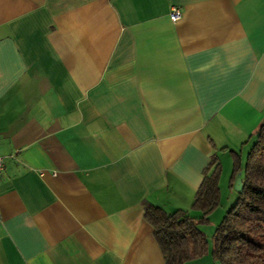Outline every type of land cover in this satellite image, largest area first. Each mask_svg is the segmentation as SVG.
<instances>
[{
  "label": "crops",
  "instance_id": "0c3cea01",
  "mask_svg": "<svg viewBox=\"0 0 264 264\" xmlns=\"http://www.w3.org/2000/svg\"><path fill=\"white\" fill-rule=\"evenodd\" d=\"M263 117L264 0H0V264H164L142 203Z\"/></svg>",
  "mask_w": 264,
  "mask_h": 264
},
{
  "label": "trees",
  "instance_id": "16d2710c",
  "mask_svg": "<svg viewBox=\"0 0 264 264\" xmlns=\"http://www.w3.org/2000/svg\"><path fill=\"white\" fill-rule=\"evenodd\" d=\"M253 135L242 166V189L236 192L234 204L224 212L211 236L210 254L218 264H264V117ZM230 153L228 186L232 188L240 164L238 152ZM220 173V163L212 153L189 205L190 210L199 212L197 217L185 210L166 212L142 203L143 218L152 227L164 264H185L205 254L206 237L198 226L208 222L218 205Z\"/></svg>",
  "mask_w": 264,
  "mask_h": 264
},
{
  "label": "rangeland",
  "instance_id": "374dc122",
  "mask_svg": "<svg viewBox=\"0 0 264 264\" xmlns=\"http://www.w3.org/2000/svg\"><path fill=\"white\" fill-rule=\"evenodd\" d=\"M220 151V152H219ZM245 153L239 159L240 169L238 175L242 174V166L245 159ZM218 162L221 166V173L218 181L219 189V200L217 207L210 213L208 217V222L206 224H200L198 227L206 237L207 249L205 254L194 260H190L185 264H218V261L214 259L210 254L211 249V236L215 225L218 224L224 212L230 208L236 198L237 193L234 189L228 186V178L232 168L231 153L229 150H218L217 151Z\"/></svg>",
  "mask_w": 264,
  "mask_h": 264
},
{
  "label": "built area",
  "instance_id": "2783aa9c",
  "mask_svg": "<svg viewBox=\"0 0 264 264\" xmlns=\"http://www.w3.org/2000/svg\"><path fill=\"white\" fill-rule=\"evenodd\" d=\"M168 17H169L170 21L175 22L180 17L179 10L176 7H171L169 14H168ZM2 168H3V161H2V158L0 157V173L2 171Z\"/></svg>",
  "mask_w": 264,
  "mask_h": 264
},
{
  "label": "water",
  "instance_id": "95a60500",
  "mask_svg": "<svg viewBox=\"0 0 264 264\" xmlns=\"http://www.w3.org/2000/svg\"><path fill=\"white\" fill-rule=\"evenodd\" d=\"M233 189L236 191V192H239V191H241V189H242V182H241V179H240V177L238 176V174H237V176L234 178V181H233Z\"/></svg>",
  "mask_w": 264,
  "mask_h": 264
}]
</instances>
